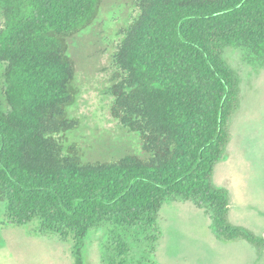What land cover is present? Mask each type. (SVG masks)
I'll use <instances>...</instances> for the list:
<instances>
[{
  "label": "trees",
  "instance_id": "trees-1",
  "mask_svg": "<svg viewBox=\"0 0 264 264\" xmlns=\"http://www.w3.org/2000/svg\"><path fill=\"white\" fill-rule=\"evenodd\" d=\"M104 0H0V201L11 224L72 239L85 264L90 232L109 227L105 264H142L126 236L154 250L159 212L190 200L220 240L264 238L230 220V196L212 181L240 106L228 47L264 66V0H135L113 56L111 114L140 138L143 156L86 159L64 136L79 127L69 39L90 27Z\"/></svg>",
  "mask_w": 264,
  "mask_h": 264
},
{
  "label": "rangeland",
  "instance_id": "rangeland-1",
  "mask_svg": "<svg viewBox=\"0 0 264 264\" xmlns=\"http://www.w3.org/2000/svg\"><path fill=\"white\" fill-rule=\"evenodd\" d=\"M135 9V0H104L95 22L69 39L79 88L70 115L80 124L64 139L67 145L77 143L86 159L145 155L139 136L111 114L113 56L120 30ZM225 59L241 80L240 106L229 120L230 141L215 165L212 181L229 191L230 220L264 238V66L249 62L237 47H228ZM4 209L0 201V264H76L72 239L42 234L35 223L11 224ZM158 222L160 237L154 250L144 233L119 232L127 235L133 250L130 256L142 264H264V244L257 247L241 238L218 239L210 215L190 200L165 202ZM110 233L108 226L90 232L85 264H105L103 247L112 242Z\"/></svg>",
  "mask_w": 264,
  "mask_h": 264
}]
</instances>
